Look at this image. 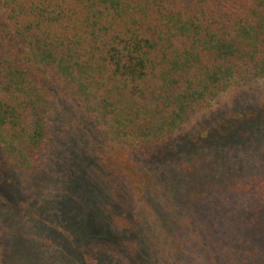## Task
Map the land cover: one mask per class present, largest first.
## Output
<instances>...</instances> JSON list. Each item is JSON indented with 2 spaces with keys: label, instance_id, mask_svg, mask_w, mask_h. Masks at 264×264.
Listing matches in <instances>:
<instances>
[{
  "label": "trees",
  "instance_id": "1",
  "mask_svg": "<svg viewBox=\"0 0 264 264\" xmlns=\"http://www.w3.org/2000/svg\"><path fill=\"white\" fill-rule=\"evenodd\" d=\"M256 78L264 0H0L7 180L41 184L52 118L70 129L71 163H85L71 177L63 165L45 206H6L26 216L23 235L7 227L16 264H264V112L225 139L170 142L229 83ZM80 121L104 155L174 148L171 172H134L122 199L121 160L85 147Z\"/></svg>",
  "mask_w": 264,
  "mask_h": 264
},
{
  "label": "rangeland",
  "instance_id": "2",
  "mask_svg": "<svg viewBox=\"0 0 264 264\" xmlns=\"http://www.w3.org/2000/svg\"><path fill=\"white\" fill-rule=\"evenodd\" d=\"M76 110L74 108V111ZM260 111L264 112V79L256 78L248 82H231L204 109L192 115L180 130L175 131V134L170 138V142L175 143L178 139L185 141L191 135L197 136L201 133L205 136L225 139L240 125L255 120L256 116H259ZM74 119L77 121L76 116ZM78 125L82 131V140L86 143H84L85 147L90 150L94 149V152L96 150L102 156L103 162L108 163L114 159L121 160L120 164H118L121 168V177L116 178L117 180L115 181L118 186V193L123 196L122 199H128L131 193V188L126 183L129 180V175L134 172L140 173L144 179V177H150L163 170L171 172L175 162V154L179 153L174 148L165 145L157 151L150 152L145 157L138 158L123 151L116 152L117 149L114 146H110L107 147L109 150L108 155H104L101 152L104 144L97 140L95 134L89 130L88 123L80 121ZM63 126L66 127L65 130ZM48 128L52 139L47 142V149L43 152L41 163L37 166V176L41 178L40 185L37 186L32 180L22 179L26 177H21L20 181L22 183H19L22 186H19L18 192H16L13 184L7 180L6 173L0 164V264H16V261L20 259L17 252L18 248L16 247V241H19V239L14 240V235L13 238L10 236L7 227L14 228L17 234L21 232L22 235L26 233L27 229L22 223L24 222L23 219L20 218V216L24 218L25 215L16 212L18 216L14 212L16 215L14 217L17 220L14 222L6 206L15 207L21 202L22 206L25 205L23 209H30L28 213H32L36 207L45 206L47 197L53 195L57 184H59L60 176L58 172L64 164L68 168H63L62 173L69 177L80 172L84 167L85 163L83 164L82 162L76 165L71 163V150L69 148V140H67L70 129L62 123V120L52 118ZM92 146L95 148L92 149ZM61 149L65 154L61 152ZM103 172L107 173L104 170ZM49 174L52 179L46 180L45 178ZM23 190L30 194V200H27L29 197L23 201L20 199L22 195L20 193H24ZM134 200L139 201L137 195L134 196ZM33 261L34 256L28 262L29 264H36ZM28 262L26 260V263Z\"/></svg>",
  "mask_w": 264,
  "mask_h": 264
}]
</instances>
